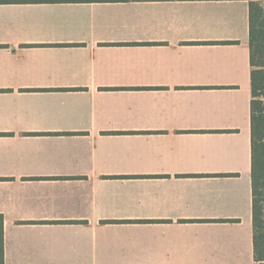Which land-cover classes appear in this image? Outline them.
<instances>
[{
  "label": "crops",
  "instance_id": "0c3cea01",
  "mask_svg": "<svg viewBox=\"0 0 264 264\" xmlns=\"http://www.w3.org/2000/svg\"><path fill=\"white\" fill-rule=\"evenodd\" d=\"M251 70L247 0H0L3 264H262Z\"/></svg>",
  "mask_w": 264,
  "mask_h": 264
},
{
  "label": "trees",
  "instance_id": "16d2710c",
  "mask_svg": "<svg viewBox=\"0 0 264 264\" xmlns=\"http://www.w3.org/2000/svg\"><path fill=\"white\" fill-rule=\"evenodd\" d=\"M126 1V0H122ZM249 2L251 70L250 134L253 250L264 264V10L262 0ZM0 264H3V222L0 216Z\"/></svg>",
  "mask_w": 264,
  "mask_h": 264
},
{
  "label": "rangeland",
  "instance_id": "374dc122",
  "mask_svg": "<svg viewBox=\"0 0 264 264\" xmlns=\"http://www.w3.org/2000/svg\"><path fill=\"white\" fill-rule=\"evenodd\" d=\"M263 213H264V210H263ZM263 225H264V215H263Z\"/></svg>",
  "mask_w": 264,
  "mask_h": 264
}]
</instances>
